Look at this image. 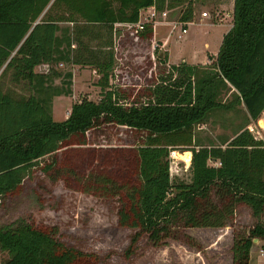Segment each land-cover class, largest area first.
<instances>
[{
    "label": "trees",
    "instance_id": "16d2710c",
    "mask_svg": "<svg viewBox=\"0 0 264 264\" xmlns=\"http://www.w3.org/2000/svg\"><path fill=\"white\" fill-rule=\"evenodd\" d=\"M193 1L0 0V203L39 170L75 191L114 198L116 224L132 229L124 255L142 234L152 247L172 239L199 251L187 229L230 225L231 264H251L252 239L264 240V139L249 124L224 145L195 142L192 127L212 107L241 103L248 123L264 108V0H232L231 26L209 63H166L154 47L161 68L142 96L114 79L116 22L134 26L141 8L180 4L178 19L188 21ZM134 34L150 39L152 24ZM59 61L92 66L99 91L97 101L81 98L53 120L51 97L70 94L69 70L65 87L51 84ZM44 64L48 71L37 68ZM6 76L28 93L12 95ZM222 89L232 90L230 101L219 99ZM177 146L190 151L187 182L170 175ZM238 207L252 219L245 228L233 226ZM0 250V264H99L95 253L63 242L55 224L30 216L0 223Z\"/></svg>",
    "mask_w": 264,
    "mask_h": 264
},
{
    "label": "rangeland",
    "instance_id": "374dc122",
    "mask_svg": "<svg viewBox=\"0 0 264 264\" xmlns=\"http://www.w3.org/2000/svg\"><path fill=\"white\" fill-rule=\"evenodd\" d=\"M184 5H175V9L172 7L174 10L168 11L164 19L176 21L178 10ZM211 7L209 2L201 6L199 0H194V16L191 20L185 21L186 32L184 33L180 32V22L170 25L165 23L164 19L162 21L159 18L156 21L155 34L160 38L165 36V47L171 56L185 55L203 48L201 37L206 31V22L209 21V17L200 16L199 9L214 13ZM144 13L145 9L141 10V14ZM114 25L116 27L112 34L115 54L114 79L126 85L130 94L142 96L141 89L152 83L156 72L161 68V64L156 59L158 57L156 49L160 50V47L155 44L157 42L150 43L149 40L137 38L134 35L135 25L127 26L123 23ZM154 46L155 50H153ZM51 66L60 74L66 69L64 65ZM71 75L70 94L60 93L62 96L54 97L50 102L53 120L65 118L72 102H77L81 98L93 101L98 99L99 90L95 86L97 74L91 66L76 65ZM4 79L6 83H9L12 95L28 93V89L21 84L9 82L8 76ZM50 81L54 86L65 87L61 78L56 75L52 76ZM232 95V90L222 89L218 97L221 101L227 102L233 98ZM258 119L261 121L256 122L257 129L264 139V127L261 128L264 126V115L260 113ZM247 122L241 103L234 102L229 109L212 107L203 122L193 125L194 141L224 145L221 142L231 137ZM114 144L123 145L124 143ZM123 146L130 147V144ZM183 148L185 149L181 150ZM185 150H187L185 146H177L169 151L168 157L172 161L170 175L173 181L187 182L189 180L190 172L187 165L190 151H186L185 159L180 155L186 153ZM131 160L132 151H129L124 166H129ZM116 204L114 198L94 197L67 188L60 182H51L37 170L30 179H25L18 194L0 203V223L8 222L18 216H30L38 222L55 224L58 227V236L63 242L95 253L99 264H231L230 246L233 227L230 225L218 228L187 229L186 232L190 233L201 246L199 251L194 246L172 239H168L161 246L152 247L145 234H142L130 254L124 255L132 229L116 224L114 214ZM236 219L234 227L245 228L252 222L246 207L236 209ZM6 256V251L0 250V261ZM249 262L264 264V240L252 241Z\"/></svg>",
    "mask_w": 264,
    "mask_h": 264
},
{
    "label": "crops",
    "instance_id": "0c3cea01",
    "mask_svg": "<svg viewBox=\"0 0 264 264\" xmlns=\"http://www.w3.org/2000/svg\"><path fill=\"white\" fill-rule=\"evenodd\" d=\"M199 2L201 4V6H203L205 3L209 2V4L212 5V7H211V9H213L212 11H214V13H211L209 11H208L209 12L208 13L206 11V15H200V11H202V10L199 9V15L200 16H202V17H207L208 16L209 17V21L206 22V25H207V27L205 29L206 31L203 33V35L201 37L202 43H203V48L201 50H199V51H192V52L187 53L185 55H179V56H175V57L171 56L169 51L165 47V40H166L165 36H163L162 38L157 36L155 34V28H154L155 24H156V21L152 23V36L148 40L150 41V43L157 42L155 44L160 47L161 51L165 52V55H166L165 61H166V63H177L179 61H186L188 63H193V64H196V63H199V64L209 63L210 60L213 58V56L215 55V53L217 51V48L219 46L222 34L224 32H226L228 30V28L231 26V22H232L231 21V19H232V0H207L206 2H205V0H199ZM150 6H152V5L146 6L145 8H149ZM174 9H175V7H174ZM174 9L173 8H167V13H168V11H172ZM179 10H178V12H179ZM193 16H194V12H193ZM160 20H162V19H160ZM172 21H174V19H172V20L164 19V22L168 23V24L170 23V25L171 24L173 25ZM58 23H59V25H69V23L66 22V21L65 22L64 21H60ZM116 23H123V24H126L127 26L129 25V23H125V22H116ZM114 27H115V25H114ZM153 49H154V47H153ZM160 50H158V51H160ZM208 55H211V58H208ZM113 59H114V63H115V54H114V52H113ZM53 65H54V67H56V65H64L66 67L65 71L69 70L70 72H72L73 71V67L78 65V64H67V63L59 61L58 63L53 64ZM78 66H80V65H78ZM83 66H89V65H83ZM37 68H39V67L37 66ZM91 68H92V70H94V68L92 66H91ZM62 73L60 74L59 71H57L56 77L61 78V80H62L63 79ZM70 77L72 79V75ZM95 86L98 88L97 85H95ZM60 95L61 94L53 95L51 97V102H52V99L54 97H59ZM62 95H64V94H62ZM69 108H70V106H69ZM249 124H250V122L249 123L247 122V124L245 123L244 126L249 125ZM221 143H223V142H221ZM188 157H190L189 154H188Z\"/></svg>",
    "mask_w": 264,
    "mask_h": 264
},
{
    "label": "built area",
    "instance_id": "2783aa9c",
    "mask_svg": "<svg viewBox=\"0 0 264 264\" xmlns=\"http://www.w3.org/2000/svg\"><path fill=\"white\" fill-rule=\"evenodd\" d=\"M145 9V13L141 14V10ZM167 15V8H163V9H156L153 6H150L149 8H141L139 9L138 12V21L135 24V27L137 29H141L144 25V23L150 22L151 24L155 21H158V19H163L165 18ZM200 15H206V11L202 10L200 11ZM177 22H180V32L184 33L186 32V26H185V21H180L179 19H176V21H172L173 24H176ZM155 47V46H154ZM264 115V108L261 110V112ZM260 117V115L255 119V120H251L250 124H252L254 127H256L257 129V125L256 122H260L261 120L258 119ZM264 125V124H263ZM264 126H262L261 128H263ZM258 130V129H257ZM173 152V151H172ZM171 155V153H170Z\"/></svg>",
    "mask_w": 264,
    "mask_h": 264
},
{
    "label": "water",
    "instance_id": "95a60500",
    "mask_svg": "<svg viewBox=\"0 0 264 264\" xmlns=\"http://www.w3.org/2000/svg\"><path fill=\"white\" fill-rule=\"evenodd\" d=\"M159 56H161L162 55V51H159ZM42 66L45 68V71H48L47 69H48V66L46 65V64H44V65H39L38 67L39 68H42ZM257 240V238L256 237H254L253 239H252V241H256Z\"/></svg>",
    "mask_w": 264,
    "mask_h": 264
},
{
    "label": "bare ground",
    "instance_id": "6f19581e",
    "mask_svg": "<svg viewBox=\"0 0 264 264\" xmlns=\"http://www.w3.org/2000/svg\"><path fill=\"white\" fill-rule=\"evenodd\" d=\"M182 156V158H187V153H184V154H180Z\"/></svg>",
    "mask_w": 264,
    "mask_h": 264
}]
</instances>
